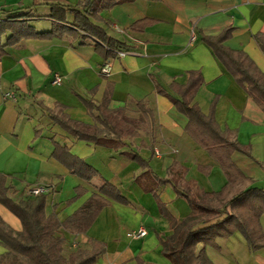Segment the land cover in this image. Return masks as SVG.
<instances>
[{
    "label": "crops",
    "instance_id": "0c3cea01",
    "mask_svg": "<svg viewBox=\"0 0 264 264\" xmlns=\"http://www.w3.org/2000/svg\"><path fill=\"white\" fill-rule=\"evenodd\" d=\"M85 2L0 0V21L18 18L38 33H49L55 6L67 10L58 17L71 25L76 16L70 10H81ZM98 16L92 23L121 45L115 57L105 59L92 38H31L4 48L0 177L16 203L37 198L24 195L29 187L51 188L45 211L47 216L56 214L61 223L101 195L107 182L125 203L104 196L109 204L87 232L61 229L58 234L67 241L64 255L90 250L91 243L98 242L106 252L96 264H172L164 255V245L174 234L172 224L192 215L179 192L189 190L198 197L221 193L229 184L221 164L189 135L190 119L175 103L182 100L192 73L201 80L192 105L245 149L231 157L245 178L233 191H264V108L207 43L225 35L223 45L247 56L264 75L259 43L264 41V0H135ZM8 37L2 39L3 46ZM106 66L108 75L102 72ZM56 76L62 85L54 84ZM9 93L16 102L6 98ZM104 103L112 111L125 110V116L137 122H145L139 108L144 105L153 113L154 127L147 130L138 124L135 136L114 140L97 123V112L87 107ZM63 118L99 128L107 145L77 139L57 122ZM59 150L99 175L85 181L71 174L55 158ZM0 218L15 233L23 231L19 218L1 203ZM259 227L264 237V214ZM140 229L148 232L145 238L128 237ZM202 250L211 264H264V246L253 251L240 232L200 245L198 252ZM6 253L0 241V258Z\"/></svg>",
    "mask_w": 264,
    "mask_h": 264
},
{
    "label": "trees",
    "instance_id": "16d2710c",
    "mask_svg": "<svg viewBox=\"0 0 264 264\" xmlns=\"http://www.w3.org/2000/svg\"><path fill=\"white\" fill-rule=\"evenodd\" d=\"M134 1L86 0L81 10H70L76 16L71 25L65 22L64 17H58L59 13L64 15L67 10L57 5L49 18L54 23V28L49 33H38L28 22L19 21L18 18L0 21V59L4 56L5 47L16 45L23 39L63 37L84 40L92 38L105 59L115 57L121 45L109 38L91 20L98 19V14L104 9ZM8 34L10 37L3 46L2 39ZM226 39L224 35L207 40V43L237 83L264 108V75L247 56L228 50L223 45ZM259 43L264 50V41ZM200 83V77L192 73L190 84L183 91L182 100H176L175 103L179 111L190 119L187 132L221 164L229 178V184L221 193H203L198 197L189 190L179 192L190 204L192 215L180 224H172L174 234L164 245V255L172 264H211L205 251L198 252V247L214 244L216 239L228 238L237 232L246 238L253 251L264 246V237L259 227V219L264 214V191H233L245 178L233 164L231 157L235 151L245 153V149L227 138L219 130L213 117L204 116L196 105H192ZM87 107L91 113L97 112V123L112 134L114 140L135 136L138 124H142L147 130L152 129L155 124L152 111L144 105H139V108L145 122L130 120L125 116V110L112 111L106 103L98 106L87 104ZM57 122L79 140L107 145L106 137L102 136L103 132L97 127L84 126L67 118L57 119ZM55 158L61 161L71 174L85 181H91L99 175L96 170L65 151H56ZM81 192L82 190H79V193ZM100 193L101 195H94L70 219L61 223L56 214L47 216L45 195L38 196L34 201L13 202L8 197L5 179L0 177V203L19 218L23 225V231L15 233L0 218V241L7 250L6 255L0 258V264H96L106 252L101 243L92 242L90 250L79 248L65 256L67 241L58 233L61 229L77 235L87 232L102 209L109 204L105 197L125 203L120 193L107 182Z\"/></svg>",
    "mask_w": 264,
    "mask_h": 264
},
{
    "label": "built area",
    "instance_id": "2783aa9c",
    "mask_svg": "<svg viewBox=\"0 0 264 264\" xmlns=\"http://www.w3.org/2000/svg\"><path fill=\"white\" fill-rule=\"evenodd\" d=\"M120 56H124L125 54L123 52H121L119 54ZM102 72L106 75H108L110 73V68L109 66H106ZM62 78L60 76H56L54 84L55 85H62ZM6 98L11 100V101H17V97L13 94V93H9L6 95ZM51 193V188L48 187H43V186H35V187H29L27 188V190L25 191L24 195L27 197H38V196H42V195H47ZM148 235V232L145 229H140L139 231L136 232H132L130 234H128V237L130 239H142L145 238Z\"/></svg>",
    "mask_w": 264,
    "mask_h": 264
}]
</instances>
